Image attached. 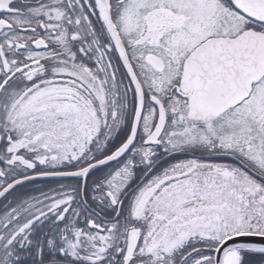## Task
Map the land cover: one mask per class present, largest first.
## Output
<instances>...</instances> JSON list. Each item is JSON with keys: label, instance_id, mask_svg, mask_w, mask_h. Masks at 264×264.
<instances>
[{"label": "snow or ice", "instance_id": "obj_1", "mask_svg": "<svg viewBox=\"0 0 264 264\" xmlns=\"http://www.w3.org/2000/svg\"><path fill=\"white\" fill-rule=\"evenodd\" d=\"M0 264H264V0H0Z\"/></svg>", "mask_w": 264, "mask_h": 264}, {"label": "flooded vegetation", "instance_id": "obj_2", "mask_svg": "<svg viewBox=\"0 0 264 264\" xmlns=\"http://www.w3.org/2000/svg\"><path fill=\"white\" fill-rule=\"evenodd\" d=\"M42 186V185H41ZM21 191H28V189H21ZM35 194H38V193H35Z\"/></svg>", "mask_w": 264, "mask_h": 264}]
</instances>
